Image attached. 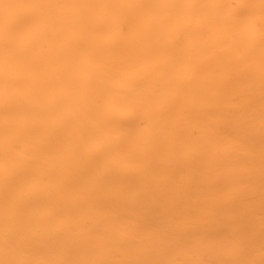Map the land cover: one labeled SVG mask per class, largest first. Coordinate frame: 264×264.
<instances>
[{"label":"bare ground","instance_id":"bare-ground-1","mask_svg":"<svg viewBox=\"0 0 264 264\" xmlns=\"http://www.w3.org/2000/svg\"><path fill=\"white\" fill-rule=\"evenodd\" d=\"M261 264V0H0V264Z\"/></svg>","mask_w":264,"mask_h":264},{"label":"snow or ice","instance_id":"snow-or-ice-1","mask_svg":"<svg viewBox=\"0 0 264 264\" xmlns=\"http://www.w3.org/2000/svg\"><path fill=\"white\" fill-rule=\"evenodd\" d=\"M261 5L264 6V0H261ZM4 264H21V262L5 261ZM252 264H254V262H252ZM261 264H264V261H262Z\"/></svg>","mask_w":264,"mask_h":264}]
</instances>
